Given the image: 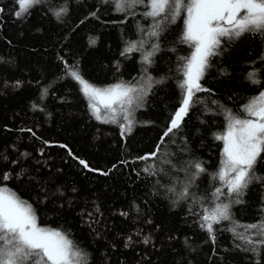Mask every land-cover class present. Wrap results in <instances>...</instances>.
Masks as SVG:
<instances>
[{
	"label": "trees",
	"instance_id": "trees-1",
	"mask_svg": "<svg viewBox=\"0 0 264 264\" xmlns=\"http://www.w3.org/2000/svg\"><path fill=\"white\" fill-rule=\"evenodd\" d=\"M0 9V175L11 177L0 187L30 204L39 226L65 233L87 264H264V247L246 251L251 245L230 221L211 234L201 227L217 203L230 205L238 225L264 220V158L242 194L229 196L218 178L224 143L216 139L227 112L243 117L264 91V34L221 38L200 80L206 91L165 136L194 51L182 42L183 13L151 36L145 5L119 12L112 0H42L18 17L17 0H0ZM71 71L101 89L145 86L131 132L122 114L117 123L95 118ZM236 231L259 238L255 229Z\"/></svg>",
	"mask_w": 264,
	"mask_h": 264
},
{
	"label": "snow or ice",
	"instance_id": "snow-or-ice-1",
	"mask_svg": "<svg viewBox=\"0 0 264 264\" xmlns=\"http://www.w3.org/2000/svg\"><path fill=\"white\" fill-rule=\"evenodd\" d=\"M41 2L42 0H17L19 10L16 15L19 17L27 13ZM112 3L119 12L131 11L139 5H145L148 10L144 15L151 17L154 22L151 36H158L163 24L175 23L184 14L182 42L193 46L194 51L183 65L184 79L179 84L182 89L181 106L164 133L165 136L179 129L195 94L206 91L200 80L209 66V58L217 54L215 50L220 46L221 38L231 39L245 32L264 34V0H112ZM66 11L67 9L62 8L57 15L66 14ZM136 48V44H132L125 51L132 52ZM151 55V52L145 54L144 62L150 63ZM70 74L81 86V91L88 99L98 121L117 123L122 114L127 125L121 127L131 132L134 106L138 107L146 95L145 86L118 83L101 89L84 79L77 71H71ZM255 75V72L250 73L249 78L258 83L254 79ZM148 80L150 87L151 77ZM101 105L105 109L103 113ZM243 112L245 115L241 117L228 111L226 131L216 136L217 140L224 143L218 178L227 188V194H236L237 197L256 178L254 166L259 159L264 158V91L244 105ZM151 155L155 156L156 153ZM80 163L88 167L85 161L81 160ZM191 167L198 173L206 171L200 163ZM10 178L9 174L0 175V180ZM223 194L221 188L213 193L217 198ZM182 195H188L187 187ZM229 208L227 203H217L210 212L205 210L201 227L211 234L214 232V225L230 221V230L238 239L251 245L250 249L245 250L258 253L264 247V220L260 224L238 225L232 220ZM238 227H244L246 231L255 229L259 238L254 240L240 234L236 231ZM0 264H87V256L65 233L39 226L32 206L9 188L0 187Z\"/></svg>",
	"mask_w": 264,
	"mask_h": 264
},
{
	"label": "rangeland",
	"instance_id": "rangeland-1",
	"mask_svg": "<svg viewBox=\"0 0 264 264\" xmlns=\"http://www.w3.org/2000/svg\"><path fill=\"white\" fill-rule=\"evenodd\" d=\"M103 107H102V105H101V111H103V109H102Z\"/></svg>",
	"mask_w": 264,
	"mask_h": 264
}]
</instances>
